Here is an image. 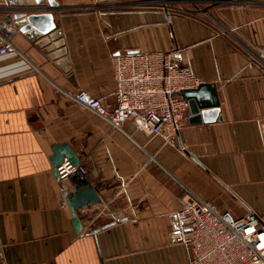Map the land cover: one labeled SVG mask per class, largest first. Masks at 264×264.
Masks as SVG:
<instances>
[{"label": "crops", "instance_id": "obj_1", "mask_svg": "<svg viewBox=\"0 0 264 264\" xmlns=\"http://www.w3.org/2000/svg\"><path fill=\"white\" fill-rule=\"evenodd\" d=\"M54 1L26 11L54 15L47 42L11 23L16 51L0 55V264H188L176 221L190 198L264 221V58L248 62L264 49V0H200L206 12L183 0L169 11L153 0ZM21 7L0 0V41ZM124 51L191 65L217 85L223 119L188 121L174 146L71 97L83 89L114 105L111 56ZM56 144L78 153L86 180L55 175ZM82 184L102 200L78 210L77 233L64 191ZM119 209L132 220L114 221Z\"/></svg>", "mask_w": 264, "mask_h": 264}, {"label": "built area", "instance_id": "obj_2", "mask_svg": "<svg viewBox=\"0 0 264 264\" xmlns=\"http://www.w3.org/2000/svg\"><path fill=\"white\" fill-rule=\"evenodd\" d=\"M166 10L176 0H153ZM12 24L5 25L0 41V55L16 51L11 41ZM264 58V49L252 52L249 63ZM115 80V104L80 89L71 97L79 104L105 118L115 128L133 121L138 130L163 137L165 143L179 145L182 129L192 113L190 104L181 92L206 83L191 65L175 61L171 52L124 51L111 56ZM183 149V147H182ZM58 178L67 180L88 177L87 168L65 158L57 166ZM84 208V207H83ZM113 220L124 223L132 220V212L119 209ZM183 241L190 255L188 264H264V221L253 209L236 217L221 210L214 202L190 198L177 213Z\"/></svg>", "mask_w": 264, "mask_h": 264}, {"label": "water", "instance_id": "obj_3", "mask_svg": "<svg viewBox=\"0 0 264 264\" xmlns=\"http://www.w3.org/2000/svg\"><path fill=\"white\" fill-rule=\"evenodd\" d=\"M49 8H57V3L54 0H48ZM11 6H22L14 14L7 15L6 22L12 23L16 28L20 29L30 39V41L38 45H44L47 38L56 30L54 22V15L51 12L30 13L29 11L34 6L45 7L46 0H34V2H27L22 0H8ZM27 4V5H25ZM27 7V8H26ZM20 11V12H19ZM35 11V10H34ZM15 18V19H13ZM217 85L215 83H203L198 88L182 90V96L189 101L190 111L192 116L189 119L191 124L209 123L217 119L222 120L220 115V101L216 94ZM52 164L54 173L58 177L57 166L64 161L65 158L69 159L74 164L80 163L78 153L69 145H54L53 146ZM66 202L71 210L73 219L72 224L77 233L81 232L84 228L82 220L79 216L78 210L87 206L88 204H97L101 202V197L95 187L90 184H82L76 186L73 192L64 191ZM189 221H176V226L180 233L188 229L181 230V225Z\"/></svg>", "mask_w": 264, "mask_h": 264}, {"label": "rangeland", "instance_id": "obj_4", "mask_svg": "<svg viewBox=\"0 0 264 264\" xmlns=\"http://www.w3.org/2000/svg\"><path fill=\"white\" fill-rule=\"evenodd\" d=\"M176 1H180V0H176ZM183 1H186L185 2V6L186 5H189L188 7L190 8V9H194V10H196V11H202V12H206V11H208L209 9H208V5H205L202 1H200V0H196V1H192V0H183ZM189 2H192V3H189ZM175 4H177V3H175ZM175 4H172V5H175ZM187 7V6H186ZM201 9V10H200Z\"/></svg>", "mask_w": 264, "mask_h": 264}]
</instances>
